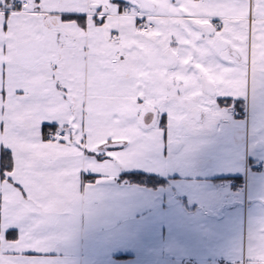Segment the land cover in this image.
I'll list each match as a JSON object with an SVG mask.
<instances>
[{
    "label": "snow or ice",
    "instance_id": "snow-or-ice-1",
    "mask_svg": "<svg viewBox=\"0 0 264 264\" xmlns=\"http://www.w3.org/2000/svg\"><path fill=\"white\" fill-rule=\"evenodd\" d=\"M250 94L264 0H0V264H66L101 185L159 163L165 114L181 145ZM241 256L264 264V218Z\"/></svg>",
    "mask_w": 264,
    "mask_h": 264
},
{
    "label": "crops",
    "instance_id": "crops-1",
    "mask_svg": "<svg viewBox=\"0 0 264 264\" xmlns=\"http://www.w3.org/2000/svg\"><path fill=\"white\" fill-rule=\"evenodd\" d=\"M234 102L250 126L256 122L248 130L245 175L231 188L245 189L243 194L228 193L224 181L232 175H169L164 135L159 163L122 169L117 177L143 170L169 177V183L152 189L116 177L101 185L102 198L81 212L75 235L59 242L55 255L66 264H243L241 250L264 218V169L250 166L264 159V104L251 94Z\"/></svg>",
    "mask_w": 264,
    "mask_h": 264
},
{
    "label": "rangeland",
    "instance_id": "rangeland-1",
    "mask_svg": "<svg viewBox=\"0 0 264 264\" xmlns=\"http://www.w3.org/2000/svg\"><path fill=\"white\" fill-rule=\"evenodd\" d=\"M243 108L234 104L230 109L229 118H222L210 127L204 128L194 135L187 133L186 140L181 145H170L168 143L167 134V117L165 120L166 128L164 135L167 147V156L169 157V175H173L179 171L188 176H207V175H245L247 168V151L249 133L255 128L256 122L252 121L250 126L248 117L243 116ZM217 123L221 124V128L217 129ZM248 133V134H247ZM196 134V133H195ZM264 137V130L262 132ZM195 145V147H192ZM264 162L259 159L258 162ZM252 165V166H251ZM178 166V168H175ZM180 166V167H179ZM251 169L255 172H261L256 169V164H250ZM168 175V176H169ZM237 179H225L224 186L229 188L232 194H243L245 189L234 193L233 186H236ZM187 187H190L187 185Z\"/></svg>",
    "mask_w": 264,
    "mask_h": 264
},
{
    "label": "trees",
    "instance_id": "trees-1",
    "mask_svg": "<svg viewBox=\"0 0 264 264\" xmlns=\"http://www.w3.org/2000/svg\"><path fill=\"white\" fill-rule=\"evenodd\" d=\"M238 106V104H236ZM239 107V106H238ZM229 178L240 179V176H228ZM118 182H128L136 185L157 189L166 186L170 178L154 172L143 170L124 171L117 177Z\"/></svg>",
    "mask_w": 264,
    "mask_h": 264
},
{
    "label": "built area",
    "instance_id": "built-area-1",
    "mask_svg": "<svg viewBox=\"0 0 264 264\" xmlns=\"http://www.w3.org/2000/svg\"><path fill=\"white\" fill-rule=\"evenodd\" d=\"M220 128H221V124L217 123V129H220ZM256 169L259 170V171H262L264 169V162L263 161L258 162L256 164Z\"/></svg>",
    "mask_w": 264,
    "mask_h": 264
},
{
    "label": "flooded vegetation",
    "instance_id": "flooded-vegetation-1",
    "mask_svg": "<svg viewBox=\"0 0 264 264\" xmlns=\"http://www.w3.org/2000/svg\"><path fill=\"white\" fill-rule=\"evenodd\" d=\"M234 104L236 105L237 103L234 102Z\"/></svg>",
    "mask_w": 264,
    "mask_h": 264
}]
</instances>
